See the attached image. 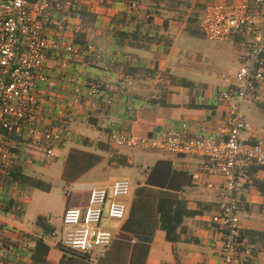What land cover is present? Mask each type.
<instances>
[{
	"label": "crops",
	"instance_id": "crops-1",
	"mask_svg": "<svg viewBox=\"0 0 264 264\" xmlns=\"http://www.w3.org/2000/svg\"><path fill=\"white\" fill-rule=\"evenodd\" d=\"M101 3L102 0L91 3L90 7L99 11L93 26H84L78 21V33L86 36V44H78L84 48L71 58L62 54L50 56L47 61L49 77L40 83V99L52 122L62 115L65 117L71 135L51 162L46 160L43 149L34 148L19 149L25 161H11L8 168H17L21 176L45 179L48 183L41 182L50 188L40 190L20 179L0 181V222L4 226L5 241L14 242L22 259L30 264L35 245L27 235L42 239L50 246L45 264H219L222 239L213 228L211 218L221 209L218 186L224 179L212 173L213 162L198 156L115 147L111 134L119 130L158 138L164 132L175 131L185 140L212 137L222 141L227 132L231 103H222L218 95L236 83L239 71L232 70L234 78L228 76L227 71L233 69L234 59L241 63L243 44H235L236 52L221 47L225 52L221 56L223 67L213 71L203 65L209 58L216 59L214 53L218 49L197 60L179 45L185 36L197 35L187 30L188 17L180 19L177 13L168 11L146 15V5L114 1L107 9ZM257 21L264 33V15ZM113 31L133 33L141 39H126V43L121 44L112 36ZM78 33L73 32L74 37ZM144 38L153 41L147 42ZM85 80L101 84V97L90 96L83 84ZM76 89L80 91L78 102L73 97ZM252 94L256 96L250 97L248 102H255L264 110V81ZM260 114L264 118V113ZM254 140H264V130L248 129L243 133V142ZM5 143L4 133L0 131V145ZM36 168L41 171L36 173ZM152 175L155 185L150 186ZM195 175H199V179H195ZM256 177L264 179V172L260 171ZM121 180L130 181L133 189L120 199L128 208L125 219L117 221L105 217L103 221V227L114 234L109 249L98 250L84 259L72 254L64 257L56 241L50 240L49 233L39 226V219H46L43 215L49 213L44 204L34 213L39 217L38 228L42 232L37 234L25 227L26 212L35 196L43 203L52 195L65 201L60 223L51 226L46 222L58 231L63 228L67 209L88 207L90 186L110 189ZM170 186L187 201L190 211L201 212L185 219V231L179 243L169 242L166 233L153 223L130 221L139 189L168 191ZM31 188L47 195H35L30 192ZM67 192L68 195H64ZM238 196L241 230L264 232L262 194L246 184L240 186ZM256 262L264 263V247L258 252Z\"/></svg>",
	"mask_w": 264,
	"mask_h": 264
},
{
	"label": "built area",
	"instance_id": "built-area-1",
	"mask_svg": "<svg viewBox=\"0 0 264 264\" xmlns=\"http://www.w3.org/2000/svg\"><path fill=\"white\" fill-rule=\"evenodd\" d=\"M100 0H0V131L6 143L0 145L2 166L22 160L19 149H43L47 161L56 158L71 132L62 115L52 122L40 99V83L48 80L50 56L73 57L83 45L76 43L73 32L79 31L78 16L83 7ZM264 0H206L201 30L211 41H231L244 32L241 68L233 87L219 92L222 103H231L226 136L222 141L212 137L185 140L180 132L168 131L158 138H148L113 130L111 143L139 151H160L174 155L198 156L213 162L212 173L221 175L218 186L222 205L211 218L222 239L219 264H264L240 238L241 218L238 190L248 183L245 170L249 165L264 168V140L243 142L249 125L242 106L264 81V33L258 28V17L264 14ZM91 97H101V84L95 80L83 83ZM259 85V86H258ZM79 89L73 95L80 100ZM54 123L56 125H54ZM199 179V175H195ZM213 188V185H209ZM133 189L128 180L117 181L110 189L89 187V205L84 209H67L62 232L47 237L71 253L91 256L109 249L114 234L103 227L105 217L123 220L127 205L121 198ZM0 222V264H30L22 259L14 242L5 241Z\"/></svg>",
	"mask_w": 264,
	"mask_h": 264
},
{
	"label": "trees",
	"instance_id": "trees-1",
	"mask_svg": "<svg viewBox=\"0 0 264 264\" xmlns=\"http://www.w3.org/2000/svg\"><path fill=\"white\" fill-rule=\"evenodd\" d=\"M114 1L134 4V5H146V15H159L162 11L175 12L180 19L184 18V15L188 10L191 14L187 18V30L192 34H199L202 32L196 26L197 22H200L206 9V0H102L101 6L107 9L111 8ZM236 1V0H234ZM231 2V1H230ZM233 2V1H232ZM110 14V13H109ZM78 21L84 26H93L99 17V11L93 7H83L77 14ZM168 21L165 22L166 28ZM201 28V27H200ZM112 36L120 40L121 44L126 43V39L140 40L141 37L134 35L133 33H123L113 31ZM76 43L86 44L85 34H76ZM147 42H152L148 38H144ZM233 42L236 45H241L245 40L244 32H239L233 35ZM259 86V85H258ZM248 174V185L256 188L264 197V179L257 178V174L260 171L264 172V168L257 165H249L245 169ZM17 168L0 167V181L6 178H12L21 180L25 184L31 187L38 188L40 190H49V186L45 185L40 180L32 179L30 177L21 176L17 173ZM21 176V177H20ZM154 175L151 176L149 185H155ZM170 186L168 191L158 190L153 191L149 188H142L136 192V198L131 212V223L133 220H140V223H153L155 228H160L166 233L167 240L171 243H179L184 234V221L186 218L194 217L201 212H193L188 209V203L185 199L179 196L176 191ZM200 207L204 208L203 204ZM151 211V212H150ZM146 212V214L143 213ZM142 221V222H141ZM39 226L42 227L45 232L50 233L54 231L53 227L46 223V219H39ZM215 230L220 232L219 227L213 226ZM27 239L34 243L35 248L31 256L32 264H45L48 253L50 252V246H48L42 239L27 235ZM240 238L248 246L252 247L253 252L257 254L264 247V232L253 230H241ZM62 251L85 258L84 255H78L71 253L60 248Z\"/></svg>",
	"mask_w": 264,
	"mask_h": 264
},
{
	"label": "rangeland",
	"instance_id": "rangeland-1",
	"mask_svg": "<svg viewBox=\"0 0 264 264\" xmlns=\"http://www.w3.org/2000/svg\"><path fill=\"white\" fill-rule=\"evenodd\" d=\"M223 1L232 2L234 0H223ZM190 14H191V11L188 10L187 12H185V14H181V16L184 15V17H188ZM196 26L201 31L200 22H197ZM262 30H264V26ZM248 39L249 38L245 36L244 42L248 41ZM179 45L182 46L183 49L188 50L191 56L193 58H196L197 60L200 59L201 55H204L205 53L211 55V52L213 50L218 49V51L214 53L216 54L215 56L216 59L209 58L208 61L203 65L205 68L211 69L213 71L214 70L216 71L219 68L223 67V64L221 63V56L224 55L225 52L222 50L223 48L221 47H229V50L231 48L232 50L234 49L233 50L234 52H236V46L233 41L231 42L211 41L204 36L203 32H200L199 34L195 36H191V35L185 36L183 40L179 43ZM234 61L235 63H234L233 69H231L230 71H227L228 73L227 75L232 78H234L233 73H231L232 70L233 72H238L241 66V63L238 59L236 60L234 59ZM254 96L256 95H253L252 93L250 94V97H254ZM263 111L264 110L255 102L247 101L243 104L242 113L245 116V119L250 126L249 128L250 130L252 131L261 130V129L264 130V118H262V114H260V113H264ZM263 117H264V114H263ZM38 171H41V170L36 168V173H38ZM124 172L130 173V171H124ZM41 181H43L44 183H48L47 181H45V179H42ZM30 192L35 193V195H47L34 188L33 189L31 188ZM60 192L61 194L64 193L62 190H60ZM64 195H68V192L65 193ZM47 199L48 200L45 203H43L41 200H39L35 196V200L32 206L29 207L28 211L26 212L27 216L25 218V227L30 228L31 230L35 231L37 234L42 232V229L38 228L39 217L34 216V213L38 211L37 207L40 208L41 206H43V204L48 207L49 209L48 215H43V216L46 218V222H48L51 226H56V224L60 223V215L65 207V201L59 200V198H57V195L49 196ZM58 232L59 233L62 232L60 228L58 229ZM63 255L64 257H69V254L66 252H64Z\"/></svg>",
	"mask_w": 264,
	"mask_h": 264
}]
</instances>
